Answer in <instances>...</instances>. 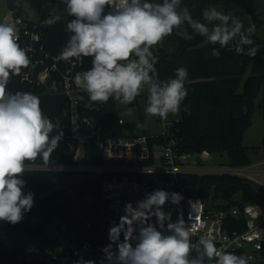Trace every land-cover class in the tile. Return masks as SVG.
Listing matches in <instances>:
<instances>
[{"label":"clouds","instance_id":"9594fccd","mask_svg":"<svg viewBox=\"0 0 264 264\" xmlns=\"http://www.w3.org/2000/svg\"><path fill=\"white\" fill-rule=\"evenodd\" d=\"M61 2L67 16L74 18L66 23L68 40L55 59L70 63L73 58H92L91 68L77 72L73 78L75 86L87 94L90 103L85 107L89 109L107 103L110 98L121 105H130L146 91L144 112L148 119L163 120L169 114H178L188 95L185 87L188 70L179 67L174 78L161 81L155 67L158 57L152 50L174 30L185 40L199 35L206 38V43L218 44L229 51L238 38L236 53L246 52L253 58L260 47L251 38L254 24L245 32L238 16L215 6L203 9L200 20L182 6V0ZM56 11L52 9L43 21L45 25L62 19ZM18 41L16 25L0 22V221L12 225L20 223L34 206V194L23 191L27 183L22 178L27 170L25 162L39 157L48 164L64 138L59 119L53 122L44 115L37 95L7 90L10 77L19 76L31 63L28 50ZM211 54L219 57L220 52L213 48ZM184 111H188L187 106ZM53 132L56 134L51 135ZM183 199L178 192L155 189L136 201L135 206L127 202L124 215L109 228L110 243L102 249L104 257L100 264H249V257L221 250L205 236L200 237L199 247L195 246L191 242L195 225L187 222L181 212L173 222L172 213L163 210L166 203L178 206ZM153 217L155 223L150 222ZM192 219L190 215L189 221ZM74 264L96 262L81 257Z\"/></svg>","mask_w":264,"mask_h":264},{"label":"trees","instance_id":"16d2710c","mask_svg":"<svg viewBox=\"0 0 264 264\" xmlns=\"http://www.w3.org/2000/svg\"><path fill=\"white\" fill-rule=\"evenodd\" d=\"M18 2L11 1L10 9L18 10ZM153 2L160 3L162 0ZM236 2L237 0H182V6H186L194 18L200 20L202 10L211 6H222L225 13L231 12L241 21L245 15H249L251 25H255L251 38L254 45H260L254 58L246 52L236 53L234 47L238 38L232 42L233 50L229 51L218 44L206 43V38L199 35H195L192 40H185L174 30L166 37L171 44L176 42L174 61L162 51L160 62L155 67L161 81L174 78L175 69L179 67H186L188 70L185 82L188 95L181 105V119L176 127L182 150L186 153L208 151L215 156H227L229 166L246 167L252 165L253 160L249 156L250 149L244 146V137L253 126L256 101L264 90V39L257 34L262 22L259 17L254 16L253 5L248 6L244 14L236 9ZM61 17L59 22L47 25L43 30L46 50L55 56H58L67 43L69 34L65 31L66 23L74 18L67 15ZM188 32L191 34L190 28ZM213 48L220 52L219 57L211 54ZM91 61V57L85 58L84 71L91 68ZM26 70L28 68L22 69L19 76L14 75L13 84L8 91L13 94L19 91L37 95L44 115L53 122L59 119L64 130V138L51 154L48 164H44L38 157L35 161H26V167L72 165L74 158L69 154V143L73 126L71 119L64 116L68 109V99L61 94H45L40 88L32 90L22 84L21 76ZM80 100L81 117L100 119L105 137L123 136L124 130L118 123L121 118L118 114V101L110 98L107 103L96 104L89 109L84 107L90 103L88 96L84 95ZM185 106L188 108L187 112L184 111ZM55 134L53 132L51 135ZM90 147L96 156L95 163H102L101 154L92 142ZM72 177L81 178L76 196L57 188L61 179ZM22 178L27 182L23 191L34 194V206L24 214L20 223L12 225L0 221V264H58L55 261L46 263L36 259L29 262L24 257L22 247L24 237L41 238L44 231L57 223H62L70 234L69 251H83L85 257L104 256L102 249L110 243L109 228L113 221L119 222V218L114 217L103 199L104 176L26 170ZM187 181L195 185L197 193L205 200L216 197L232 202L241 194L242 201L233 202L232 205L243 206L256 201V188L239 178L192 176ZM36 218L40 223L33 228L30 223ZM44 242L48 243L47 240ZM86 243L89 244L88 250H83ZM56 244L62 248L59 240Z\"/></svg>","mask_w":264,"mask_h":264},{"label":"built area","instance_id":"2783aa9c","mask_svg":"<svg viewBox=\"0 0 264 264\" xmlns=\"http://www.w3.org/2000/svg\"><path fill=\"white\" fill-rule=\"evenodd\" d=\"M65 6L58 0H39L34 12L36 17L26 18L22 12V4L18 2V10H11L12 17L7 20L19 29V43L28 50L31 63L22 76L21 83L32 90L40 88L45 94L64 95L68 99V109L64 116L71 119L73 132L69 143V154L74 158V164L67 166H35L28 171H47L58 173H84L104 176L103 199L108 204L115 218L124 215L123 209L127 202L146 198V194L155 189L178 192L184 199L180 205L166 203L163 210L172 213V221L181 212L184 219L195 225L191 233V242L199 247V239L205 236L213 240L216 246L227 249L237 255L250 258L249 264H264V162L246 167L208 168L203 164L212 161L215 155L208 151L202 153H186L182 150L177 133L180 120L171 123L160 119L164 133L159 136H132L126 133V121L120 118L119 126L124 130L121 137H105L101 120L96 117H81L79 109L82 106L80 98L87 95L74 84L77 72L86 69L85 58H73L72 62L57 61V56L46 50L43 42V30L47 25L43 21L49 17L52 9ZM56 15H61L57 11ZM260 20L264 27V14ZM264 39V31L263 37ZM154 55L160 62L161 54L154 47ZM157 63V64H158ZM156 64V65H157ZM155 65V66H156ZM14 75L10 77L8 88L13 84ZM147 98V92L138 98ZM85 107V105H84ZM123 106L118 105V110ZM86 108V107H85ZM124 114L120 115L123 116ZM82 124L88 134L79 129ZM90 142L100 152L102 163L97 164L96 156L90 147ZM94 154L93 159H87V149ZM192 176H230L244 180L263 192L256 195V201L243 206L232 205L235 201H225L222 198L211 197L205 200L193 184L187 180ZM193 219L189 221V216ZM155 223V217L150 221ZM165 234H171L165 232ZM123 238V235L121 236ZM86 243L83 250H88ZM194 257L195 252L191 253ZM81 257L100 264L104 256H83V251H69L61 248L59 251L36 259L58 264H74ZM35 259L28 260L29 262Z\"/></svg>","mask_w":264,"mask_h":264},{"label":"rangeland","instance_id":"374dc122","mask_svg":"<svg viewBox=\"0 0 264 264\" xmlns=\"http://www.w3.org/2000/svg\"><path fill=\"white\" fill-rule=\"evenodd\" d=\"M11 1H19L22 4V12L24 13L26 18L30 16L36 17L37 14L34 12L38 7L39 0H0V22H7V20L11 19L12 12L10 9ZM253 2L257 3L258 0H253ZM250 0H237L235 7L238 11L246 14L248 5ZM254 3V4H255ZM63 5L57 8V12L61 15H67L64 11ZM218 10L223 11L222 6H215ZM244 30H246L251 26V17L249 15H245L243 21ZM264 27H261L257 34L260 38L263 37ZM171 43L165 37L158 45L154 46L158 48L161 56L163 55L162 51H165L171 47ZM248 46H246L247 48ZM176 50V48H175ZM249 76V74H248ZM247 76V77H248ZM147 104V98L142 97L140 99H136L132 104L128 106V112L125 113L122 117L123 120L126 121V133L132 136H159L164 133V128L162 123L158 122L160 120L159 117H153L148 119L145 115L144 108ZM118 105H121L118 102ZM181 114L180 112L176 115L169 114L167 117V122L171 123L173 120H180ZM147 120V123L145 121ZM138 125H143L142 127ZM247 137L245 141V146L250 147V150L254 149L255 145L260 143L261 138L264 136V90L262 94L256 101L255 112L253 116V126L247 131ZM250 135V138H249ZM208 168H227L229 166V158L227 156H215L212 161L205 162L203 164ZM28 169V167H26ZM81 183V178L72 177L61 179L58 184V189H61L72 196H76L78 192L79 185ZM256 195H263V192L259 189H256ZM235 201L241 202L242 195L239 194L235 197ZM40 223L38 218L33 219L31 221V226L36 228ZM67 232V228L62 223H57L55 226L48 228L43 232L41 238H30L24 237L22 240V247L24 252V257L26 260L30 259H43L50 254L57 252L61 249L59 245H57V241L61 239ZM47 240L48 243L44 241Z\"/></svg>","mask_w":264,"mask_h":264},{"label":"water","instance_id":"95a60500","mask_svg":"<svg viewBox=\"0 0 264 264\" xmlns=\"http://www.w3.org/2000/svg\"><path fill=\"white\" fill-rule=\"evenodd\" d=\"M253 14L255 17H260L261 15L264 14V0H258L257 3L253 4ZM264 44V42H262ZM175 48H176V42H173L171 47L167 50H165V53L167 56L172 57V62L173 60V56L175 54ZM128 112V106L124 105L122 108H120L118 110V114L122 115ZM79 129L81 130V132L83 134H88V132L85 130V128L83 127L82 124L79 125ZM86 149H87V159H93L94 154L91 151V149L89 148V145L86 144L85 145ZM60 243L62 245L63 248H69L71 246V242H70V234L66 233L63 237H61L60 239Z\"/></svg>","mask_w":264,"mask_h":264},{"label":"crops","instance_id":"0c3cea01","mask_svg":"<svg viewBox=\"0 0 264 264\" xmlns=\"http://www.w3.org/2000/svg\"><path fill=\"white\" fill-rule=\"evenodd\" d=\"M255 2H253L252 0H250V3L248 6L253 5ZM247 133L245 134L244 137V146H245V141H246V137H247ZM250 138V135H249ZM264 136L263 138H261L260 143L258 145H255V147H253L254 149H252V151H249V156L250 158L253 160V164H259L264 162ZM247 147V146H245ZM250 149V147H247ZM257 149V150H256Z\"/></svg>","mask_w":264,"mask_h":264}]
</instances>
